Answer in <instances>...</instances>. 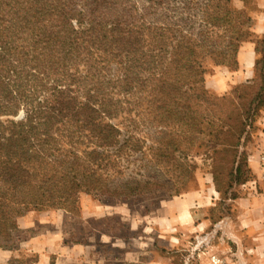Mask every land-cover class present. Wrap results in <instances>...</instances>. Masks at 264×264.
I'll use <instances>...</instances> for the list:
<instances>
[{
	"label": "trees",
	"instance_id": "16d2710c",
	"mask_svg": "<svg viewBox=\"0 0 264 264\" xmlns=\"http://www.w3.org/2000/svg\"><path fill=\"white\" fill-rule=\"evenodd\" d=\"M148 1L150 7H156L172 0ZM242 1L246 7L248 1ZM230 2H197L198 14L214 25L228 23L235 39L246 37L254 18L244 9L235 14L228 8ZM150 13L139 14L133 0H0V248H16L17 218L30 211L78 212L83 194L124 202L161 185L149 180L120 181L116 178L119 171H112L123 155L139 144L130 134V123L113 122L120 103H112L110 90L117 85L128 95L135 82L143 79L136 61L127 60L124 76L118 79L112 77L110 66L119 57H128L122 50L130 43L127 27ZM125 31L123 44L117 37ZM179 36L173 54L176 67L151 74L158 83V89H153L158 92L155 108L160 123L179 116L190 120L202 146V136L211 135L206 132L211 127L210 106L217 105L219 99L228 103L229 98L208 94L203 84L206 70L188 58L196 52V44L186 35ZM247 41L255 43L257 52L256 91L248 101L241 100L246 103L243 114L249 119L252 112L264 108V35ZM96 49L100 54L94 57ZM235 62L238 68L237 56ZM82 63L87 65L85 75L79 72ZM183 66L191 72L188 76L180 74ZM200 82V92L194 91ZM189 84L193 91L182 90ZM77 86L87 90L85 96ZM226 107L222 120L226 126L216 136L224 134L222 145L228 147L237 124L233 109ZM248 127L252 129L253 123L247 122L238 135H247ZM166 141H159L154 151L159 163L174 158L177 144L172 139ZM248 156L247 161L241 157L221 161V171L230 184L251 180ZM231 164L236 169L230 173ZM244 164L248 170H242ZM35 257L13 256L9 263L38 264Z\"/></svg>",
	"mask_w": 264,
	"mask_h": 264
},
{
	"label": "rangeland",
	"instance_id": "374dc122",
	"mask_svg": "<svg viewBox=\"0 0 264 264\" xmlns=\"http://www.w3.org/2000/svg\"><path fill=\"white\" fill-rule=\"evenodd\" d=\"M133 1L139 14L150 11L152 13L133 27H127L130 31V35H127L130 43L128 48L122 50L128 57H119L122 61H114L110 66L111 75L117 79L123 77V67L126 66L124 63L132 60L137 62L138 75L143 80L135 82L128 95H124L116 85L110 90L109 98L113 104L120 103V110L113 122L122 126L124 122L130 123V134H133L134 139H138L139 145L124 154L121 162H118L112 171H119L116 178L120 181L149 180L161 185L153 186L149 193L135 195L124 202L111 203L104 198L83 194L81 209L78 212L63 209L30 211L17 218L20 231L17 233L19 240L16 248H0V264H10L13 256L20 255L36 256L38 264H145L154 258L183 264L182 254L185 252L177 248V245H171L176 240L164 236L155 225L161 208L177 196L204 191L207 192V198L202 203L209 207L207 217L211 219L212 224L217 223L224 215H230L234 219L238 214L237 199L243 193L249 192L250 184L249 187L245 184L254 180L255 173L250 166L251 180L245 184H241L242 181L230 184L228 177L221 171V161H234L240 157L246 160L249 154L256 153L253 162H256L261 170L260 158L264 147H261L263 127L259 120L264 108H258L251 113V118L247 119L243 114L246 103L241 101H248L254 96V82L237 84L228 91L224 84L229 75L226 72L238 69L235 60L241 45L256 37L258 22L264 23V0H247L246 7L242 0H231L228 3V8L235 14L244 9L246 14L254 18L251 28L248 29L249 34L238 39H235L236 34L231 31L228 23L214 25V22L206 17H203V20V15L198 14L197 2L205 4L206 0H172L156 7H150L152 3L148 0ZM125 33L127 31L117 37H120L123 44L126 43L123 36ZM180 33L191 38V42L196 44V52L193 56L188 54V58L195 66L206 70L203 84L208 94L214 98H229L228 103L219 99L217 105L210 106L208 115L211 127L208 126L206 132L211 135L202 136L203 141L205 140L202 146H199L198 136L192 131L190 120L179 116L173 121L160 123L155 108L158 105V92L155 93L153 89H158V83L151 79V74L176 67L173 63L174 45L177 38L181 39ZM99 54L96 49L94 57ZM79 72L85 75L87 65L82 63ZM179 72L185 74L188 71L183 66ZM198 84L194 87L196 92H200L203 85L201 82ZM190 88L191 84L182 90L193 91ZM77 89L81 90L82 96L86 95L87 90L84 87L77 86ZM195 102L196 99L193 104ZM228 105L233 109V122L236 120L237 126L235 124V137L231 141L233 146L226 147L222 145L225 141L224 134H221L220 138L216 135L222 126H226V122L224 125L222 120ZM247 122L253 123L252 129L246 128L249 133L239 136ZM167 139H172L177 144L174 158L159 163L154 158V151L160 145L159 141L164 143ZM249 162L252 164L251 160ZM228 168L230 173L231 169L233 172L236 169L232 164ZM242 170H248V167L244 164ZM210 194H213L212 202ZM32 239L35 240L33 244ZM197 246L201 247L200 243ZM221 258L227 261L225 257ZM225 264L233 263L227 261Z\"/></svg>",
	"mask_w": 264,
	"mask_h": 264
},
{
	"label": "crops",
	"instance_id": "0c3cea01",
	"mask_svg": "<svg viewBox=\"0 0 264 264\" xmlns=\"http://www.w3.org/2000/svg\"><path fill=\"white\" fill-rule=\"evenodd\" d=\"M255 32L256 37L264 35V23L258 22ZM237 60L238 69L226 72L229 74L224 84L227 91L237 84L253 82L257 60L253 41L241 45ZM259 123L263 127L260 141L264 147V109ZM256 156V153L250 155L254 180L245 184L247 187L250 184L249 192L237 199L238 214L234 219L224 215L212 224L207 217L209 207L202 203L207 198L204 191L177 196L161 208L155 225L164 236L176 240L171 245H177L185 252L182 254L183 264H211V254L225 257L233 264H264V176L257 163L253 162ZM212 199L213 194H210V202ZM34 241L32 239L31 243ZM198 243L201 247L197 246ZM145 264L174 263L154 258Z\"/></svg>",
	"mask_w": 264,
	"mask_h": 264
},
{
	"label": "built area",
	"instance_id": "2783aa9c",
	"mask_svg": "<svg viewBox=\"0 0 264 264\" xmlns=\"http://www.w3.org/2000/svg\"><path fill=\"white\" fill-rule=\"evenodd\" d=\"M260 164H261V171H262V174L264 176V152L261 155ZM210 263L211 264H225V263H227V261H225V259L221 258L217 254H211L210 255Z\"/></svg>",
	"mask_w": 264,
	"mask_h": 264
}]
</instances>
